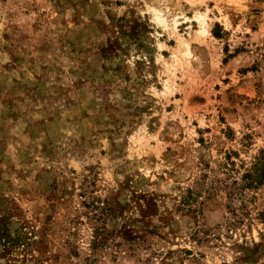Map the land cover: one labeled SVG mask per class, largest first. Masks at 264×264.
Returning <instances> with one entry per match:
<instances>
[{
	"label": "rangeland",
	"instance_id": "obj_1",
	"mask_svg": "<svg viewBox=\"0 0 264 264\" xmlns=\"http://www.w3.org/2000/svg\"><path fill=\"white\" fill-rule=\"evenodd\" d=\"M260 155L264 0H0V264H264Z\"/></svg>",
	"mask_w": 264,
	"mask_h": 264
},
{
	"label": "trees",
	"instance_id": "obj_2",
	"mask_svg": "<svg viewBox=\"0 0 264 264\" xmlns=\"http://www.w3.org/2000/svg\"><path fill=\"white\" fill-rule=\"evenodd\" d=\"M217 27L218 25L215 26L213 34L215 37H220ZM226 159L229 160V154H226ZM229 163H232V161ZM241 180L242 184L239 186L241 191H244L245 189H255L264 183V157L262 155L256 158L251 171H246L242 174ZM190 196H192V192L188 191V197L190 198ZM187 202V199L184 198L182 203L186 205L188 204Z\"/></svg>",
	"mask_w": 264,
	"mask_h": 264
}]
</instances>
